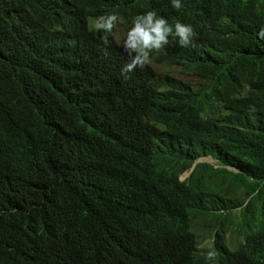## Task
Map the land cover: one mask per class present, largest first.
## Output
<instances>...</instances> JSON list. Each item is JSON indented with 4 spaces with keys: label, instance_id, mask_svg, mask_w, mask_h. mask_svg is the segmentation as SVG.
<instances>
[{
    "label": "trees",
    "instance_id": "trees-1",
    "mask_svg": "<svg viewBox=\"0 0 264 264\" xmlns=\"http://www.w3.org/2000/svg\"><path fill=\"white\" fill-rule=\"evenodd\" d=\"M152 10L194 44L125 79L116 29ZM262 27L264 0H0V264H264Z\"/></svg>",
    "mask_w": 264,
    "mask_h": 264
},
{
    "label": "clouds",
    "instance_id": "clouds-1",
    "mask_svg": "<svg viewBox=\"0 0 264 264\" xmlns=\"http://www.w3.org/2000/svg\"><path fill=\"white\" fill-rule=\"evenodd\" d=\"M171 2L176 10H180L183 7V0H171ZM118 22H123L122 18L119 17L116 13H110L100 17L99 19L90 20V26L95 30L97 29L111 33L113 29L117 26ZM125 31L127 33L123 41V49L125 52H127L129 56V60L127 63L123 65V67L120 70L121 75L125 79H128L129 78L128 74L134 72L138 67L142 69L149 64L154 66L155 62L153 60L152 54L156 53L158 50L163 49L165 46L169 45L170 43H175L177 44V46L183 48L191 47L193 46L194 38L196 37L195 29L191 24H185L180 20H176L173 26V24L169 23L168 18L158 15L157 12L154 10L147 11L146 13L138 14L135 17H133L131 19V27ZM259 37L260 39H264V27H262L259 31ZM117 40L120 41L121 39L117 38ZM155 68L156 71L159 68L161 70L160 72L157 71V73L163 72L162 66L155 65ZM202 157H212V156H202ZM202 157H200L197 162H207V161H199ZM215 160L217 161V164L220 165L218 160L217 159ZM197 162L194 163V166L197 164ZM194 166L187 172L191 173ZM229 168L233 169L231 166H229ZM185 173L181 175V180H184L182 176ZM229 186H232L236 190H241L242 197H240L239 199L244 198V190L237 189L233 184H229L226 186L227 189L225 191L228 192L227 193L228 195H229V191H228ZM231 198L233 199L234 197ZM246 204L247 202H245L243 206L234 208L233 211L235 213L240 212L241 209ZM237 232H238L237 242L234 241L227 242L225 238V233L224 232L222 233V236L224 237V240L229 248L232 249L237 248L240 242L243 241L244 234H242V230L240 229V226L238 227ZM214 257H215V252L209 251L208 259L212 260L214 259Z\"/></svg>",
    "mask_w": 264,
    "mask_h": 264
},
{
    "label": "rangeland",
    "instance_id": "rangeland-1",
    "mask_svg": "<svg viewBox=\"0 0 264 264\" xmlns=\"http://www.w3.org/2000/svg\"><path fill=\"white\" fill-rule=\"evenodd\" d=\"M126 33L127 32L123 29H120V28L116 29V37L121 39L122 41H124L126 37ZM157 71L160 72L161 71L160 68L157 69ZM199 161H207V162L214 164L215 166H219L217 164V161L212 157H202ZM189 173L190 172L185 173L182 176V178L185 179L189 175ZM228 191H229L230 197H237V198L242 197V191L236 190L232 186H229ZM210 220L211 219L209 216H201L195 221V227L202 235V239H204L203 243L201 244V246L204 249H208L213 245L214 238H215L216 231H217L216 227ZM237 230H238V225H236V223H233V224L226 223L224 225V233H225V238L227 242H230V241L237 242L238 241Z\"/></svg>",
    "mask_w": 264,
    "mask_h": 264
},
{
    "label": "bare ground",
    "instance_id": "bare-ground-1",
    "mask_svg": "<svg viewBox=\"0 0 264 264\" xmlns=\"http://www.w3.org/2000/svg\"><path fill=\"white\" fill-rule=\"evenodd\" d=\"M138 13L140 14V12H138ZM138 13H137V14H138ZM48 23H49V22H48ZM199 39H200V38H199ZM173 44H174V43H173ZM176 46H177V45H176ZM176 46H175V47H176ZM172 47H173V46H172ZM175 47H174V48H175ZM205 241H206V240H205Z\"/></svg>",
    "mask_w": 264,
    "mask_h": 264
}]
</instances>
